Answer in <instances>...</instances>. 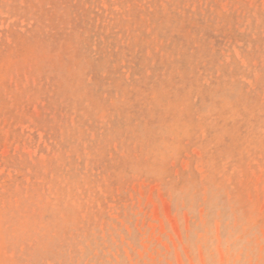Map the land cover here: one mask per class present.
<instances>
[{"label":"rangeland","instance_id":"1","mask_svg":"<svg viewBox=\"0 0 264 264\" xmlns=\"http://www.w3.org/2000/svg\"><path fill=\"white\" fill-rule=\"evenodd\" d=\"M0 264H264V0H0Z\"/></svg>","mask_w":264,"mask_h":264}]
</instances>
